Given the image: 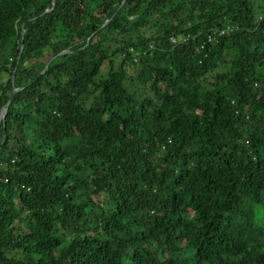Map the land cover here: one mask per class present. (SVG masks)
Segmentation results:
<instances>
[{
    "label": "trees",
    "instance_id": "1",
    "mask_svg": "<svg viewBox=\"0 0 264 264\" xmlns=\"http://www.w3.org/2000/svg\"><path fill=\"white\" fill-rule=\"evenodd\" d=\"M1 72L0 264H264L253 0H0Z\"/></svg>",
    "mask_w": 264,
    "mask_h": 264
},
{
    "label": "built area",
    "instance_id": "2",
    "mask_svg": "<svg viewBox=\"0 0 264 264\" xmlns=\"http://www.w3.org/2000/svg\"><path fill=\"white\" fill-rule=\"evenodd\" d=\"M233 29L234 28L231 25H226V26H223L220 28L213 29L209 33L206 34L205 40L207 42H216L219 37H221L225 34L231 33ZM184 39H185V37H183V36H178V38H175V37L170 38V40L172 42H175L177 40H184ZM135 52L137 53L138 51H135Z\"/></svg>",
    "mask_w": 264,
    "mask_h": 264
},
{
    "label": "water",
    "instance_id": "3",
    "mask_svg": "<svg viewBox=\"0 0 264 264\" xmlns=\"http://www.w3.org/2000/svg\"><path fill=\"white\" fill-rule=\"evenodd\" d=\"M43 12H46V10H44ZM22 38H23V31L20 32V40L22 41ZM22 48V42L20 44V49ZM60 53H63V52H60ZM43 71V70H42ZM13 82V73L11 75V83ZM17 89L16 88H13L11 89L9 95H8V98L5 102V104L0 107V122H3V119H4V116H5V111H6V108L8 107V105L10 104V101L13 97V94L15 93Z\"/></svg>",
    "mask_w": 264,
    "mask_h": 264
},
{
    "label": "rangeland",
    "instance_id": "4",
    "mask_svg": "<svg viewBox=\"0 0 264 264\" xmlns=\"http://www.w3.org/2000/svg\"><path fill=\"white\" fill-rule=\"evenodd\" d=\"M255 2V11H256V16H262L264 15V4H259V0H253ZM259 4V5H256ZM102 73L105 72V65H102L101 67ZM7 78V74L4 72L0 73V82L4 81Z\"/></svg>",
    "mask_w": 264,
    "mask_h": 264
}]
</instances>
